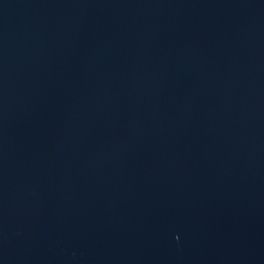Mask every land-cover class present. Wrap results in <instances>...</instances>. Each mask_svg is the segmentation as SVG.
<instances>
[{"label":"water","instance_id":"95a60500","mask_svg":"<svg viewBox=\"0 0 264 264\" xmlns=\"http://www.w3.org/2000/svg\"><path fill=\"white\" fill-rule=\"evenodd\" d=\"M0 264H264V0H0Z\"/></svg>","mask_w":264,"mask_h":264}]
</instances>
